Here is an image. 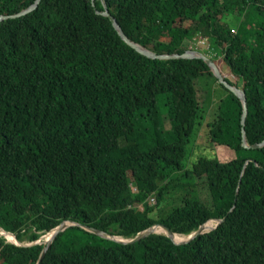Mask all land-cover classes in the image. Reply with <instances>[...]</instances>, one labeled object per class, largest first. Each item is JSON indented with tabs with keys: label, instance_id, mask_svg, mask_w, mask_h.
<instances>
[{
	"label": "trees",
	"instance_id": "1",
	"mask_svg": "<svg viewBox=\"0 0 264 264\" xmlns=\"http://www.w3.org/2000/svg\"><path fill=\"white\" fill-rule=\"evenodd\" d=\"M34 2L0 0V16ZM104 8L156 55L218 63L244 90V123L203 60L140 54ZM242 132L248 146L264 141V0H39L1 20L0 229L22 244L0 236V264H38L66 221L131 239L214 220L187 244L153 234L123 245L72 226L40 264H264V146L244 148Z\"/></svg>",
	"mask_w": 264,
	"mask_h": 264
},
{
	"label": "water",
	"instance_id": "2",
	"mask_svg": "<svg viewBox=\"0 0 264 264\" xmlns=\"http://www.w3.org/2000/svg\"><path fill=\"white\" fill-rule=\"evenodd\" d=\"M39 0H35L34 4H32L31 6H29L28 8H26L25 10L21 11L20 13L13 15V16H0V21L3 19H7L8 17H18L21 15H25L26 13L32 11L33 9L36 8L37 4H38ZM100 15H103L107 18H109V20L111 21V24L113 26V28L117 31L118 35L121 37V39L130 47L134 48L137 52H139L140 54L147 56L149 58H158V59H172V58H184V59H191V58H198L201 59L205 62V64L211 69L213 75L217 78V80L232 94H234L241 102L242 104V115H241V123H244V118L247 112V108H246V99H245V95H244V90L241 88H236L235 86L229 85L227 82H225L222 78V76L220 75L219 70L217 69L216 65L209 59L207 58L203 53L199 52V51H194V50H189V51H185L183 54L181 55H156L154 53H152L149 50H146L145 48H143L142 46L130 41L122 32L120 26L117 24L116 20L114 19V17H112L108 10L106 8H104L103 11L98 12ZM242 146L244 148H249V149H257L260 148L262 146H264V141H262L259 144H253L248 146L246 141H245V136H244V132H242ZM248 163V162H247ZM208 223V222H207ZM206 223V224H207ZM222 223V221H218L217 225H215V227H213L211 230L212 231L214 229H216L218 226H220ZM205 224V225H206ZM205 225L201 226L198 228L197 231L191 233L190 235L186 236V240L176 243L173 239L174 235H176V233L171 232L167 227H165L164 225H154L151 228H148L142 232H140L137 236H135L134 238L131 239H125L122 237H118V236H114V235H110L108 233L105 232H101L98 231L97 229L94 228H90L87 225H83L80 224L78 222H73V221H66L63 222L62 224H60L57 228L53 229L49 234L50 237L47 239L46 238V247L43 249L39 262L38 264H40V262L43 260L44 256L46 255V252L48 251V249L50 248L51 244L53 243V241L55 240V238L63 231H65L67 228L72 227V226H76V227H80L83 228L85 230H88L90 232L95 233L96 235L106 238V239H110L113 240L115 242H118L120 244L123 245H127V244H135L137 242H140L142 239L152 235L153 233H155V228L160 227L163 231L162 234H164L166 237H168L172 242H174L175 244H187L189 242H191L193 239H195L196 237L203 235L209 231L206 230ZM3 233H7V232H3ZM10 234V233H8ZM13 235V234H11ZM15 236V235H13ZM38 243H41L40 241H37ZM21 244V243H20ZM24 246V245H23Z\"/></svg>",
	"mask_w": 264,
	"mask_h": 264
},
{
	"label": "rangeland",
	"instance_id": "3",
	"mask_svg": "<svg viewBox=\"0 0 264 264\" xmlns=\"http://www.w3.org/2000/svg\"><path fill=\"white\" fill-rule=\"evenodd\" d=\"M234 25H236L237 24V20H235L234 21V23H233ZM217 66H218V68L219 69H221L220 68V66L218 65V63L216 64ZM223 73V72H222ZM230 81H234V77L230 74V73H228V72H224L223 73ZM166 125V127H168V124H165ZM202 128H204V127H202ZM202 128H200L199 129V131H198V133H197V135H196V139L197 140H195V141H193V144H192V146H191V148H190V151H189V156L192 154V152H193V154H192V156L194 155V152H196L197 153V155L200 153V151H202V143L204 142V138H203V136H204V134L202 135ZM195 148V149H194ZM199 149V150H198ZM217 152H218V156H220V155H226V157H221V158H227V159H229V158H232L233 157V155H234V152L230 149V148H227V147H223V148H217ZM226 153V154H225ZM194 157V156H193ZM221 160H223V159H221ZM135 189V188H134ZM156 214V213H155ZM154 213H152V216H156ZM71 235H72V237H77V236H79L82 240H83V242H87V241H89V239H90V237L89 236H86V235H83L82 233H72L71 232ZM0 236H2V237H4L7 241L9 240V241H11L9 238H7L5 235H3L2 234V232L0 231ZM48 236H46V238H47ZM46 238H43L42 239V241H45V239ZM48 239V238H47ZM32 242H23V244L25 245H30ZM22 244V243H21Z\"/></svg>",
	"mask_w": 264,
	"mask_h": 264
},
{
	"label": "bare ground",
	"instance_id": "4",
	"mask_svg": "<svg viewBox=\"0 0 264 264\" xmlns=\"http://www.w3.org/2000/svg\"><path fill=\"white\" fill-rule=\"evenodd\" d=\"M200 39V38H199ZM198 39V40H199ZM206 43V42H205ZM219 220H214V221H210V222H208L206 225H205V228H206V230L207 231H209V230H211L213 227H215V225H217V222H218ZM222 224V223H221ZM215 230V229H214ZM0 231L2 232V234L3 235H5L7 238H9L11 241H9L8 240V242H10V243H13V244H16V245H20V242L19 241H17V239H16V237L15 236H13V235H11V233L10 234H8V232L7 233H3L4 232V230H2V229H0ZM155 233H153V234H162L163 233V231H162V229L160 228V227H157V228H155ZM213 231V230H212ZM209 232H211V231H209ZM152 234V235H153ZM164 235V234H163ZM47 238H49L50 237V234H47ZM173 239H174V241H176V242H182V241H185L186 240V237L185 236H183V235H180V234H176V235H174V237H173ZM24 245V244H23ZM26 245V244H25ZM24 245V246H25ZM46 247V246H45ZM39 262V261H38Z\"/></svg>",
	"mask_w": 264,
	"mask_h": 264
},
{
	"label": "built area",
	"instance_id": "5",
	"mask_svg": "<svg viewBox=\"0 0 264 264\" xmlns=\"http://www.w3.org/2000/svg\"><path fill=\"white\" fill-rule=\"evenodd\" d=\"M150 202H151V204H155L156 203V201H155V199L153 197L150 198Z\"/></svg>",
	"mask_w": 264,
	"mask_h": 264
},
{
	"label": "clouds",
	"instance_id": "6",
	"mask_svg": "<svg viewBox=\"0 0 264 264\" xmlns=\"http://www.w3.org/2000/svg\"><path fill=\"white\" fill-rule=\"evenodd\" d=\"M210 222V221H209Z\"/></svg>",
	"mask_w": 264,
	"mask_h": 264
}]
</instances>
